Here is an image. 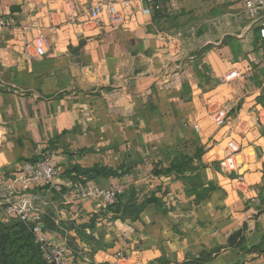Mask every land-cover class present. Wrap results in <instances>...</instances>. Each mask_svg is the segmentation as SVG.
Wrapping results in <instances>:
<instances>
[{"label":"crops","instance_id":"crops-1","mask_svg":"<svg viewBox=\"0 0 264 264\" xmlns=\"http://www.w3.org/2000/svg\"><path fill=\"white\" fill-rule=\"evenodd\" d=\"M105 1L0 0V185L31 201L68 264H116L119 252V264H264L259 27L240 0H158L151 15L134 0L126 26L95 23ZM227 134L241 145L230 177L218 168ZM45 155L61 167L53 183L15 182ZM89 184L119 187L117 206L82 197Z\"/></svg>","mask_w":264,"mask_h":264},{"label":"built area","instance_id":"built-area-1","mask_svg":"<svg viewBox=\"0 0 264 264\" xmlns=\"http://www.w3.org/2000/svg\"><path fill=\"white\" fill-rule=\"evenodd\" d=\"M147 6L142 7L141 12L151 15L158 0H145ZM250 20L259 27V34L264 39V0H240ZM136 4L134 0H106L99 3L90 10V18L95 23H107L111 26H126L136 15ZM31 47L37 57L46 54L47 37L40 31L31 42ZM241 77V72L233 70L224 76V81L231 82ZM231 106L222 104L211 111V118L215 128H223L227 124L228 114ZM226 155L219 161L218 168L223 175L230 177L238 170L236 155L241 151L239 141L232 135H226ZM61 167L55 166L50 156L45 155L34 161H24L20 173L15 182L25 188L39 186L41 184L53 183L60 173ZM121 190L119 187L113 189H102L96 185H86L80 192L82 197L103 198L108 206H113ZM6 214L22 221L33 233L35 240L40 244L44 258L49 264H68L67 256L69 248L65 245H56L49 241L39 215L34 214L31 201L23 198L21 201L11 200L5 188L0 185V216ZM116 264L124 260L123 253H117Z\"/></svg>","mask_w":264,"mask_h":264},{"label":"trees","instance_id":"trees-1","mask_svg":"<svg viewBox=\"0 0 264 264\" xmlns=\"http://www.w3.org/2000/svg\"><path fill=\"white\" fill-rule=\"evenodd\" d=\"M116 203L111 206H117ZM0 264H49L40 244L22 221L0 224Z\"/></svg>","mask_w":264,"mask_h":264}]
</instances>
